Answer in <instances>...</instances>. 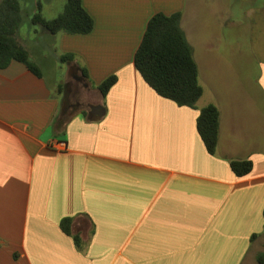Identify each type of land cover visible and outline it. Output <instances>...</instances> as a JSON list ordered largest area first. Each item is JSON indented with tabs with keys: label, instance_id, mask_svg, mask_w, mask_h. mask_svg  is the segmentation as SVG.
I'll return each mask as SVG.
<instances>
[{
	"label": "crops",
	"instance_id": "1",
	"mask_svg": "<svg viewBox=\"0 0 264 264\" xmlns=\"http://www.w3.org/2000/svg\"><path fill=\"white\" fill-rule=\"evenodd\" d=\"M192 1L82 0L90 34L36 26L17 35L43 77L19 61L0 69V264H258L264 122L242 120L204 94L195 108L180 107L135 66L157 13H181L195 54ZM39 2L47 19L66 4L46 16L56 3ZM64 54L74 60L62 63ZM53 60L55 86L46 76ZM260 70L264 96V62ZM111 76L118 81L104 97L99 86ZM210 104L220 110L215 155L197 129ZM232 160H251L253 171L236 176ZM67 217L81 247L61 228Z\"/></svg>",
	"mask_w": 264,
	"mask_h": 264
},
{
	"label": "trees",
	"instance_id": "2",
	"mask_svg": "<svg viewBox=\"0 0 264 264\" xmlns=\"http://www.w3.org/2000/svg\"><path fill=\"white\" fill-rule=\"evenodd\" d=\"M181 17L179 12L172 15L157 13L150 19L135 54V66L144 81L159 96L180 107L195 108L204 89L200 83V70L194 49L180 25ZM22 21L20 0L0 2V69L7 68L13 61H19L32 73L43 77L41 68L32 61L28 50L17 40ZM31 22L52 35H87L94 30V19L84 8L82 0H67L63 11L52 19L43 15L42 4L39 2ZM73 60L72 54H64L60 58L62 63ZM84 75L88 78L87 73ZM117 81L116 76H111L99 86L104 97ZM69 118V115L64 114V121ZM197 129L208 153L215 155L220 136V110L216 105L210 104L201 110ZM230 166L238 177L248 176L254 167L251 160H232ZM72 224L73 218L67 217L62 220L61 228L66 235L73 236L76 246L81 247L80 236L72 233ZM257 260L264 264V253H260Z\"/></svg>",
	"mask_w": 264,
	"mask_h": 264
},
{
	"label": "rangeland",
	"instance_id": "3",
	"mask_svg": "<svg viewBox=\"0 0 264 264\" xmlns=\"http://www.w3.org/2000/svg\"><path fill=\"white\" fill-rule=\"evenodd\" d=\"M20 1L23 21L17 35L32 36L37 28L31 22L33 12L37 11L36 0ZM41 1L56 3V8L47 10L46 16L58 15L57 9L60 5L63 9L67 2ZM260 7H264V0H193L190 7L203 100L226 106L252 124L264 122V96L257 90L264 62V16ZM229 17L234 25L227 23ZM33 43L34 48L40 47L37 42ZM59 66L53 60L46 72L54 86Z\"/></svg>",
	"mask_w": 264,
	"mask_h": 264
},
{
	"label": "water",
	"instance_id": "4",
	"mask_svg": "<svg viewBox=\"0 0 264 264\" xmlns=\"http://www.w3.org/2000/svg\"><path fill=\"white\" fill-rule=\"evenodd\" d=\"M100 107H96V108H94V112L96 113V112H98V113H100ZM102 109V111L104 110L103 108H101Z\"/></svg>",
	"mask_w": 264,
	"mask_h": 264
},
{
	"label": "built area",
	"instance_id": "5",
	"mask_svg": "<svg viewBox=\"0 0 264 264\" xmlns=\"http://www.w3.org/2000/svg\"><path fill=\"white\" fill-rule=\"evenodd\" d=\"M57 145H59V146H64V144L63 143H61V142H59V143H57Z\"/></svg>",
	"mask_w": 264,
	"mask_h": 264
}]
</instances>
